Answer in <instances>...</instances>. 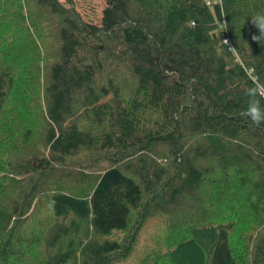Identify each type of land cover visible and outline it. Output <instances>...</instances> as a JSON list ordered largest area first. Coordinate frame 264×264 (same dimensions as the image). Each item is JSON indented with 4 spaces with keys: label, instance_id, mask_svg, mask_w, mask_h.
Here are the masks:
<instances>
[{
    "label": "trees",
    "instance_id": "1",
    "mask_svg": "<svg viewBox=\"0 0 264 264\" xmlns=\"http://www.w3.org/2000/svg\"><path fill=\"white\" fill-rule=\"evenodd\" d=\"M257 13L0 0V264H264Z\"/></svg>",
    "mask_w": 264,
    "mask_h": 264
},
{
    "label": "clouds",
    "instance_id": "2",
    "mask_svg": "<svg viewBox=\"0 0 264 264\" xmlns=\"http://www.w3.org/2000/svg\"><path fill=\"white\" fill-rule=\"evenodd\" d=\"M252 22L260 30V35H253V40L264 39V13H257L252 18ZM245 95L247 97L246 108L241 115L247 118L252 126L264 125V103H262L264 101V83L254 80L253 86L246 90Z\"/></svg>",
    "mask_w": 264,
    "mask_h": 264
},
{
    "label": "rangeland",
    "instance_id": "3",
    "mask_svg": "<svg viewBox=\"0 0 264 264\" xmlns=\"http://www.w3.org/2000/svg\"><path fill=\"white\" fill-rule=\"evenodd\" d=\"M73 2L76 10L82 15L84 19L99 22L101 11L105 6V0H73ZM164 229L165 226L163 222L156 221L147 229V231H151L152 233H154V236H156L159 233L163 232ZM148 240L149 246H152L154 240H151V238H149Z\"/></svg>",
    "mask_w": 264,
    "mask_h": 264
},
{
    "label": "built area",
    "instance_id": "4",
    "mask_svg": "<svg viewBox=\"0 0 264 264\" xmlns=\"http://www.w3.org/2000/svg\"><path fill=\"white\" fill-rule=\"evenodd\" d=\"M224 41L227 42V43H229V42H228V38L224 39ZM229 44H230V43H229Z\"/></svg>",
    "mask_w": 264,
    "mask_h": 264
}]
</instances>
